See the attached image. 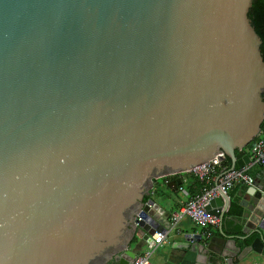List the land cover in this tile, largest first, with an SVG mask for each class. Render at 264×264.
<instances>
[{"label":"water","instance_id":"obj_1","mask_svg":"<svg viewBox=\"0 0 264 264\" xmlns=\"http://www.w3.org/2000/svg\"><path fill=\"white\" fill-rule=\"evenodd\" d=\"M251 2L0 0V264H131L166 230L156 180L249 162L235 153L264 120ZM262 192L239 201L253 251ZM227 208L219 191V236L182 235L173 264L226 245Z\"/></svg>","mask_w":264,"mask_h":264},{"label":"crops","instance_id":"obj_2","mask_svg":"<svg viewBox=\"0 0 264 264\" xmlns=\"http://www.w3.org/2000/svg\"><path fill=\"white\" fill-rule=\"evenodd\" d=\"M236 153L235 157L237 159L244 155L243 154L237 156ZM246 155L249 157L248 150ZM226 166L228 169L230 163H228V165ZM220 168H222V166H220ZM249 174L253 178L254 183H256L258 186L263 187L262 193H264V168L254 166L250 168ZM174 181L177 182L176 186H173L171 184ZM246 188L247 187H245V189ZM200 190L201 184L189 172L182 173L180 175L169 176L168 178H163L161 179L160 183L156 182V184L152 188V195L157 192L159 193V195L157 196L158 199L156 201H153L151 199L152 195L149 197L157 208L156 210L159 212L160 209L162 211L161 214H168V222L166 224L164 237L160 244L152 250V252L156 251L157 254L162 258V261H157V263L160 262L159 264H173V256H177L179 254L173 248L174 246H176V243L181 240V236L184 234H199L205 240L214 235L219 236L217 229L218 226L202 230L191 223L186 217L180 218L179 221L175 224H171L169 222L171 213L178 210L181 205H183L187 200H189ZM244 190H241L239 187L235 186L234 188L226 191L225 194L228 197L227 211L230 206V201L233 198L234 200H236L237 207L241 212L239 201L242 198ZM161 197H165L164 201H162V199L161 201H159ZM213 210L219 212L221 210V206L215 205ZM226 213L224 214L222 220L225 219ZM183 218H185V220H183ZM227 221L229 222L227 226L221 224L222 233L228 236L229 239L224 246L225 248L222 247V245L213 246L212 251H208L205 256H201L200 254L195 253V257H192L188 264H264V255L262 253L263 246L259 249V247H257L258 245H256L255 248L258 252L253 251L250 249V244L243 245V240L245 239L237 238L242 237V233V236H240L236 235L233 232L235 226H239L240 228L242 226V220L240 219V216L229 217ZM255 236L256 235H254V237ZM146 251L147 248L146 245H144L140 250L137 251V255L145 254ZM215 253H220V256L215 255Z\"/></svg>","mask_w":264,"mask_h":264},{"label":"built area","instance_id":"obj_3","mask_svg":"<svg viewBox=\"0 0 264 264\" xmlns=\"http://www.w3.org/2000/svg\"><path fill=\"white\" fill-rule=\"evenodd\" d=\"M253 139L254 142L248 149L249 162L241 168L232 170L222 169L220 168V160L214 157L210 161L195 166L188 171L201 184V190L181 205L178 210L171 213L169 218L171 224H175L180 218L186 217L191 223L202 230L219 225L218 213L210 214L205 210L208 202L218 197L219 191L226 193L227 190L235 186H251L254 180L249 174L250 168L254 166L264 168L263 132L259 131ZM261 220L264 221V215ZM164 233L165 230L154 232L151 235V246L147 248L146 253L137 255L131 264H151L148 261V257L152 250L160 244Z\"/></svg>","mask_w":264,"mask_h":264},{"label":"trees","instance_id":"obj_4","mask_svg":"<svg viewBox=\"0 0 264 264\" xmlns=\"http://www.w3.org/2000/svg\"><path fill=\"white\" fill-rule=\"evenodd\" d=\"M249 8H250V12H251V27L253 28V31L255 32V34L258 36V38L260 40L259 51H260L262 61L264 62V0H252ZM263 100H264V94H263ZM259 131L261 133L263 132V134H264V121H262V123L260 124ZM253 142H254V139H252L246 145V147L244 148L245 150L243 149L242 151L237 152L236 155L240 156L243 154H247V150L249 149V147L252 145ZM228 163H229V160L227 158H224L220 162V166H222L223 169H227L226 165H228ZM164 178H168V177H164ZM161 179H163V178H161ZM236 187H239L241 190L245 189L244 186H236ZM145 200H146V198H144L143 202ZM239 213H240V210L237 207L236 200H234L232 198V200L230 201V206H229V209L226 213L225 219H223L221 221V224L222 225L224 224V226H227L229 224L227 219L229 217H238L240 215ZM233 232L236 235L242 236L239 226H235ZM253 239H254V235L249 236L248 238L243 240V242H244L243 245L250 244ZM262 253L264 255V246H263Z\"/></svg>","mask_w":264,"mask_h":264},{"label":"rangeland","instance_id":"obj_5","mask_svg":"<svg viewBox=\"0 0 264 264\" xmlns=\"http://www.w3.org/2000/svg\"><path fill=\"white\" fill-rule=\"evenodd\" d=\"M245 150V149H244ZM156 182L157 183H160L161 182V179H158V180H156ZM159 195V193L157 192V193H155V194H153L152 196H151V199L153 200V201H156L157 199H158V196ZM161 199H162V201H164V199H165V197H161L160 199H159V201H161ZM183 220H185V218H183ZM162 258L160 257V255H158L157 254V252L155 251V252H152V254L148 257V261L151 263V264H159V263H157V261H160ZM162 261V260H161Z\"/></svg>","mask_w":264,"mask_h":264},{"label":"flooded vegetation","instance_id":"obj_6","mask_svg":"<svg viewBox=\"0 0 264 264\" xmlns=\"http://www.w3.org/2000/svg\"><path fill=\"white\" fill-rule=\"evenodd\" d=\"M110 261H112V260H110Z\"/></svg>","mask_w":264,"mask_h":264}]
</instances>
